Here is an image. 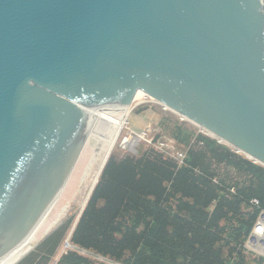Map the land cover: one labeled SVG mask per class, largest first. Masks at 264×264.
Masks as SVG:
<instances>
[{"label":"water","instance_id":"1","mask_svg":"<svg viewBox=\"0 0 264 264\" xmlns=\"http://www.w3.org/2000/svg\"><path fill=\"white\" fill-rule=\"evenodd\" d=\"M137 92L264 168V0H0V264L79 205L113 131L82 107Z\"/></svg>","mask_w":264,"mask_h":264},{"label":"trees","instance_id":"2","mask_svg":"<svg viewBox=\"0 0 264 264\" xmlns=\"http://www.w3.org/2000/svg\"><path fill=\"white\" fill-rule=\"evenodd\" d=\"M170 139L179 157L153 146L109 157L57 264H105L76 249L116 264H264L244 248L264 211V168L181 126ZM70 224L18 264H49Z\"/></svg>","mask_w":264,"mask_h":264},{"label":"rangeland","instance_id":"3","mask_svg":"<svg viewBox=\"0 0 264 264\" xmlns=\"http://www.w3.org/2000/svg\"><path fill=\"white\" fill-rule=\"evenodd\" d=\"M130 108L131 111L126 118L125 123H123V129L111 152V155L118 158L136 156L138 151L146 146H153L160 151L167 150L166 153L177 157L178 154L176 146L170 139L171 130L175 126H181L185 129L199 133V130L192 124L182 121L180 117L163 109V107L146 96H143L140 100L134 101ZM158 136H160V139L155 142V138ZM132 149L135 153L131 151ZM79 212L81 211L78 205L68 221L71 222L70 227L66 233L63 243L58 249L56 256L67 252L69 249H75L65 248L64 246L66 243L70 245V242H67L68 232L76 220V217L79 216ZM77 251L81 253L80 250ZM83 255L87 256L96 263L116 264L89 252L84 253Z\"/></svg>","mask_w":264,"mask_h":264},{"label":"bare ground","instance_id":"4","mask_svg":"<svg viewBox=\"0 0 264 264\" xmlns=\"http://www.w3.org/2000/svg\"><path fill=\"white\" fill-rule=\"evenodd\" d=\"M143 96H145V95L142 92H137L135 97H134V101L140 100ZM82 111L112 124L113 125V131L111 133V137H110L109 143L107 145V148L104 151V153L101 157V160H100L99 164L97 165V168L94 172V175H93V177H92V179H91V181H90V183H89V185H88V187L84 193V197L81 199V201L79 203L80 211L83 209V207L86 203V200L88 198V195H89L92 187L94 186L96 180L98 179L99 173L101 171L102 165H103L106 157L109 154H111V152L113 150L114 144H115L116 140L118 139V136L120 135V133L123 129V125H124L123 123H125L126 118L131 111V108L127 107V106L118 105V104L106 103V104H101V105H96V106L95 105L85 106V107H82ZM79 213H78V215H79ZM77 218H78V216L76 217V220H77ZM75 221H74V223H75ZM74 223L72 224V226L68 232L67 242L69 241V235H70V232L73 228ZM64 247L65 248H73L71 245H69L67 243L65 244ZM76 250H78V249H76ZM80 252L83 254L87 253L86 251H83V250H80Z\"/></svg>","mask_w":264,"mask_h":264},{"label":"built area","instance_id":"5","mask_svg":"<svg viewBox=\"0 0 264 264\" xmlns=\"http://www.w3.org/2000/svg\"><path fill=\"white\" fill-rule=\"evenodd\" d=\"M255 205L256 201L253 202ZM244 248L251 254L264 258V211H261L258 215L254 225L252 226ZM58 255L54 257L49 264H57L59 257Z\"/></svg>","mask_w":264,"mask_h":264}]
</instances>
